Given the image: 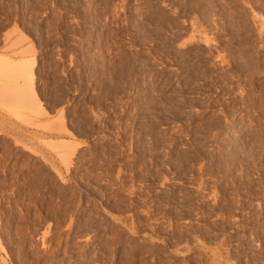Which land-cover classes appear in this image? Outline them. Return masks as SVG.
Here are the masks:
<instances>
[{
  "label": "rangeland",
  "instance_id": "1",
  "mask_svg": "<svg viewBox=\"0 0 264 264\" xmlns=\"http://www.w3.org/2000/svg\"><path fill=\"white\" fill-rule=\"evenodd\" d=\"M0 57V264H264V0H0Z\"/></svg>",
  "mask_w": 264,
  "mask_h": 264
},
{
  "label": "bare ground",
  "instance_id": "2",
  "mask_svg": "<svg viewBox=\"0 0 264 264\" xmlns=\"http://www.w3.org/2000/svg\"><path fill=\"white\" fill-rule=\"evenodd\" d=\"M131 1H132V0H131ZM128 2H129V1H128ZM25 49H27V47H26ZM29 50H30V49H29ZM31 50H33V49H31ZM34 51H35V49H34ZM23 53H24V51H23ZM33 53H34V52H33ZM21 54H22V52H21ZM22 55H23V54H22ZM24 55H25V54H24ZM27 55H28V54H27ZM27 55H26V56H27ZM29 56H30V55H29ZM0 58H1V57H0ZM2 59H3V57L0 59V63L4 62V60H5L6 58L3 59V60H2ZM33 59H34V58H33ZM33 59H32V60H30V59L27 60V59H26V60H23L22 62H18V63L20 64L19 66H18V64H16L17 66L15 65L14 68H13V67H12V68L8 67L9 69H7V70L12 69V70H16V72H17L18 70L20 71V69H21V73H19V74H21V75L24 76V77L30 78L31 81H30V80H29V81H30V82L33 84V86H34L35 84L33 83V81H34V77H35V74H36V73L34 74L33 67H35L34 65H36V62H34ZM1 60H2V61H1ZM8 60H10V59H8ZM8 60H5V62L7 63ZM29 61H30V62H29ZM11 66H14V64L11 65ZM4 67H5V66H4ZM17 67H18V69H15V68H17ZM19 67H20V69H19ZM0 68H2V67H0ZM4 71L6 72V68H5ZM10 72H11V71H10ZM7 76H8V75H7ZM18 76H19V75H18ZM18 76H16V78H17ZM22 76H21V78H22ZM8 77H11V76H8ZM19 77H20V76H19ZM24 79H25V78H24ZM35 79H36V78H35ZM18 80H20V79H18ZM0 82H3V81H0ZM30 82H29V83H30ZM31 83H30V85H31ZM0 85H1V83H0ZM25 85H26V84H25ZM30 85L28 84L29 87H30ZM33 86H32V88H33ZM23 87H24V86H22V88H23ZM29 87H28V88H29ZM35 87H36V86H34V88H35ZM25 88H26V87H25ZM29 89H31V87H30ZM29 89H28V90L26 89L24 92H22V93H24V96H25V94H26L25 99H28V97H29V96H28V95H29L28 93H31V91H30ZM22 91H23V89H22ZM26 91H27L28 93H27ZM33 91L36 92V90H32V93H33ZM35 92H34V93H35ZM32 93H31V95L34 94V93H33V94H32ZM36 94L38 95V93H35L34 98L37 96ZM19 95H21V94L18 93L17 96L19 97ZM31 95H30V96H31ZM35 99L38 100V98H35ZM30 100H31V101H29V106L31 105V106H32V109H33V108L35 107V106L33 107V105H35V103H36L37 101H36V100H35V101L33 100V96L31 97ZM34 102H35V103H34ZM37 103L39 104V102H37ZM37 103H36V105H38ZM43 104H44V103H43ZM25 105L28 106V103H26ZM41 105H42V104H41ZM38 106H40V105H38ZM38 106H36V107H38ZM39 108H40V107H39ZM30 109H31V108H30ZM32 109H31V110H32ZM40 109H41V108H40ZM42 110H43V108H42ZM47 110H48V109H47ZM37 111H39V110L37 109ZM49 111H50V110H49ZM44 112H45V111H44ZM50 112H51V111H50ZM46 113H47V111H46ZM46 113H45L44 115H45V116H49L48 114L46 115ZM62 116H63V115H62ZM62 116H60V118H61ZM63 117L65 118V116H63ZM63 117H62V118H63ZM62 120L64 121V119H62ZM48 125H49V123H48ZM155 126H156V125H155ZM60 127H61V126H60ZM5 128H6V127H5ZM47 128H48V127H46V129H47ZM50 128L53 129L54 127H50ZM50 128H49V129H50ZM55 130H56V129H55ZM55 132H57V130H56ZM60 133H61V132H60ZM71 136H72V135H71ZM160 139H161V138H160ZM73 141H74V140H73ZM157 141H158V140H157ZM68 142H69V141H68ZM71 142H72V141H71ZM21 143H22V142H21ZM31 143H32V142H31ZM65 143H66V141H65ZM65 143H63V145H64V146H65V145L68 146V144H65ZM77 143H78V142H77ZM16 145H17V144H16ZM19 145H20V144H19ZM75 145H76V144H74V146H75ZM64 146H63V149H64ZM66 146H65V150L68 151L69 149L67 150V149H66V148H67ZM71 146H72V145H71ZM71 146L69 145V147H71ZM74 146H73V147H74ZM77 146H79V145L77 144ZM24 147H25V146H24ZM73 147H72V149H70V153H64V154L62 153V154H61V155L63 156L62 159L65 160V163H66V162L68 161V159L70 158L69 161H70V164H71L72 159H73V154H75V150H76V149L73 150ZM5 148H6V147H5ZM9 148H10V146H9ZM30 148H31V147L28 146V148H26L27 151H28V149H30ZM77 148H78V147H77ZM14 149H15V148H14ZM16 149H17V148H16ZM4 150H6V149H4ZM31 150H32V148H31ZM7 151H8V150H7ZM7 151H6V152H7ZM34 153H35V152H34ZM10 155H11V154H10ZM152 161H153V160H152ZM76 164H77V163H76ZM152 164H153V163H152ZM66 165H67V164H66ZM68 166H69V162H68ZM73 166H74V165H73ZM68 169H69V167H68ZM69 170H71V169H69ZM56 172H57V171H56ZM57 173H59V172H57ZM59 174H60V173H59ZM60 176H61V174H60ZM61 178H62V177H61ZM146 178H148V177H146ZM153 179H154V178H153ZM6 180H7V179H6ZM64 181H65V180H64ZM149 181H150V180H149ZM151 181H152V180H151ZM155 181H156V180H155ZM4 183H5V182H4ZM6 183H7V182H6ZM71 185H72V184H71ZM25 209H27V208H25ZM2 212H3V211H2ZM14 212H15V211H14ZM1 215H2V214H1ZM2 233H3V232H2ZM7 235H8V234H7ZM5 239H6V238H5ZM0 240H1V239H0ZM1 241H2V240H1ZM6 241H7V240H6ZM144 242H145V241H144ZM3 243H4V242H3ZM3 243H2V244H3ZM137 243H138V242H137ZM19 245H20V244H19ZM0 246H1V244H0ZM21 246H22V245H21ZM2 247H3V245H2ZM20 248H21V247H20ZM141 249H142V248H141ZM2 250H3V248H2ZM114 250H115V249H114ZM36 254H37V253H36ZM49 254H50V253H49ZM52 254H53V253H52ZM112 254H113V253H112ZM109 255H110V254H109ZM58 257H59V256H58ZM63 257H64V256H63ZM61 258H62V257H61ZM66 258H67V257H66ZM66 258H64V259H66ZM127 258H128V257H127ZM3 259H4V258H3ZM3 259H2V260H3ZM37 259H38V258H37ZM55 259H56V258H55ZM134 259H135V258H134ZM134 259H133V260H134ZM52 260H53V259H52ZM67 260H68V259H67ZM95 260H96V259H95ZM3 261H4V260H3ZM49 261H51L50 257H49L47 263H48ZM59 261H62V260H59ZM134 262H135V261H134ZM140 262H141V261H140ZM2 263H3V262H2ZM67 263H68V262H67ZM128 263H129V262H128ZM53 264H55V263H53Z\"/></svg>",
  "mask_w": 264,
  "mask_h": 264
}]
</instances>
